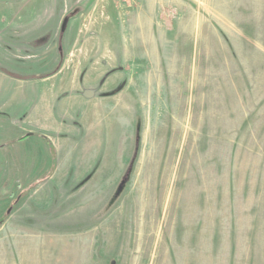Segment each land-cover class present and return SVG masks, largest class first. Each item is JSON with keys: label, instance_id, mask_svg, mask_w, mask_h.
<instances>
[{"label": "rangeland", "instance_id": "rangeland-1", "mask_svg": "<svg viewBox=\"0 0 264 264\" xmlns=\"http://www.w3.org/2000/svg\"><path fill=\"white\" fill-rule=\"evenodd\" d=\"M107 1L0 0V264H264V0Z\"/></svg>", "mask_w": 264, "mask_h": 264}, {"label": "crops", "instance_id": "crops-1", "mask_svg": "<svg viewBox=\"0 0 264 264\" xmlns=\"http://www.w3.org/2000/svg\"><path fill=\"white\" fill-rule=\"evenodd\" d=\"M116 0H112V2L114 4L118 3L120 4L121 7L125 8L126 10L129 8H135L130 1L129 2H123L118 0L117 2H115ZM111 1H107V0H94L93 5L90 8H87V10L85 11L86 13H84L85 15H90V17H94L96 15V17H100V13H101V19H102V15L107 11L108 14L110 13L109 9V3ZM140 2V1H139ZM142 2V1H141ZM137 4H140L137 2ZM144 4V3H143ZM148 9V8H147ZM146 8H142L141 11L145 12L147 11ZM75 19V18H73ZM99 25L103 26V23L100 21ZM91 31V30H90ZM91 33V32H90ZM93 33V32H92ZM62 82V79H61Z\"/></svg>", "mask_w": 264, "mask_h": 264}, {"label": "trees", "instance_id": "trees-1", "mask_svg": "<svg viewBox=\"0 0 264 264\" xmlns=\"http://www.w3.org/2000/svg\"><path fill=\"white\" fill-rule=\"evenodd\" d=\"M4 218L2 217V218H0V222H2V220H3Z\"/></svg>", "mask_w": 264, "mask_h": 264}]
</instances>
